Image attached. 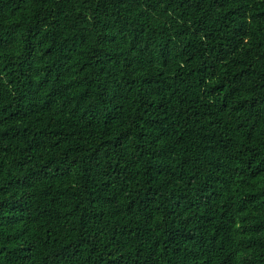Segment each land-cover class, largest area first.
I'll use <instances>...</instances> for the list:
<instances>
[{
	"label": "trees",
	"instance_id": "trees-1",
	"mask_svg": "<svg viewBox=\"0 0 264 264\" xmlns=\"http://www.w3.org/2000/svg\"><path fill=\"white\" fill-rule=\"evenodd\" d=\"M0 264H264V0H0Z\"/></svg>",
	"mask_w": 264,
	"mask_h": 264
}]
</instances>
